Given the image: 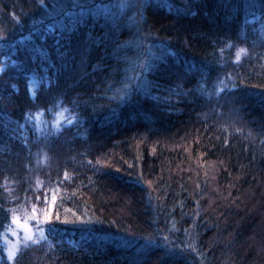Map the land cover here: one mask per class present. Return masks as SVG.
<instances>
[{
    "label": "trees",
    "instance_id": "16d2710c",
    "mask_svg": "<svg viewBox=\"0 0 264 264\" xmlns=\"http://www.w3.org/2000/svg\"><path fill=\"white\" fill-rule=\"evenodd\" d=\"M4 62L1 264H264V0H0Z\"/></svg>",
    "mask_w": 264,
    "mask_h": 264
},
{
    "label": "rangeland",
    "instance_id": "374dc122",
    "mask_svg": "<svg viewBox=\"0 0 264 264\" xmlns=\"http://www.w3.org/2000/svg\"><path fill=\"white\" fill-rule=\"evenodd\" d=\"M4 65H5V62L0 65V71L3 70ZM28 86H29L30 96L33 98L35 95V91L38 88V81L36 79H30L28 82ZM59 121H56V123H58ZM54 124H55V122H54ZM16 230L17 231L20 230L21 231V237L27 241L34 239L35 236L43 237V235H44L41 230L36 231L32 227L28 226L27 223L26 224L17 223L16 224ZM13 237H14L13 241L9 240L11 242V244L17 243L20 239V238H18L16 231H15V233H13ZM25 240H23V241H25ZM11 244H8L7 241L1 243V245L4 247L3 253L7 259H12V256H13V246ZM1 262H2V256L0 254V264H1Z\"/></svg>",
    "mask_w": 264,
    "mask_h": 264
}]
</instances>
